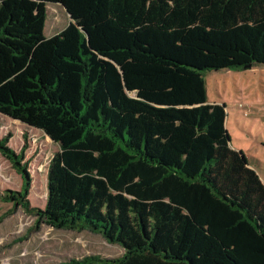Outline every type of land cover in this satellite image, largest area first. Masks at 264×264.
I'll use <instances>...</instances> for the list:
<instances>
[{
    "label": "trees",
    "instance_id": "1",
    "mask_svg": "<svg viewBox=\"0 0 264 264\" xmlns=\"http://www.w3.org/2000/svg\"><path fill=\"white\" fill-rule=\"evenodd\" d=\"M49 2L71 21L46 37ZM257 64L264 0H0V113L59 145L38 208L0 137L24 177L0 201L124 248L53 264H264V182L204 77Z\"/></svg>",
    "mask_w": 264,
    "mask_h": 264
},
{
    "label": "rangeland",
    "instance_id": "2",
    "mask_svg": "<svg viewBox=\"0 0 264 264\" xmlns=\"http://www.w3.org/2000/svg\"><path fill=\"white\" fill-rule=\"evenodd\" d=\"M70 21L61 3H47L44 35L57 34ZM51 24L54 28H47ZM204 77L208 100L227 106L232 147L245 152L264 181V64L207 70ZM6 135L15 153L24 154L31 207L43 208L48 198L49 164L59 145L43 131L0 113V137ZM23 179L21 171L0 152V193L20 190ZM123 252L121 245L101 233L38 224L34 214L20 207L12 211L11 203L0 201V264H53L88 254L115 257Z\"/></svg>",
    "mask_w": 264,
    "mask_h": 264
},
{
    "label": "crops",
    "instance_id": "3",
    "mask_svg": "<svg viewBox=\"0 0 264 264\" xmlns=\"http://www.w3.org/2000/svg\"><path fill=\"white\" fill-rule=\"evenodd\" d=\"M263 109H264V105H263ZM226 124H227V126H228V123H227V121H226ZM250 163V162H249ZM250 165H251V163H250ZM252 166V165H251ZM253 167V166H252ZM254 168V167H253ZM263 181V180H262ZM264 182V181H263Z\"/></svg>",
    "mask_w": 264,
    "mask_h": 264
},
{
    "label": "water",
    "instance_id": "4",
    "mask_svg": "<svg viewBox=\"0 0 264 264\" xmlns=\"http://www.w3.org/2000/svg\"><path fill=\"white\" fill-rule=\"evenodd\" d=\"M66 9V8H65ZM67 11V10H66ZM69 14V13H68ZM70 15V14H69ZM52 140V139H51Z\"/></svg>",
    "mask_w": 264,
    "mask_h": 264
}]
</instances>
